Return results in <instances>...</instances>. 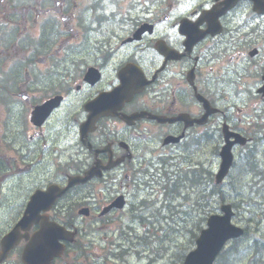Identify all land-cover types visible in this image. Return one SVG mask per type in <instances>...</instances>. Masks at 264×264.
Segmentation results:
<instances>
[{
  "label": "flooded vegetation",
  "instance_id": "obj_1",
  "mask_svg": "<svg viewBox=\"0 0 264 264\" xmlns=\"http://www.w3.org/2000/svg\"><path fill=\"white\" fill-rule=\"evenodd\" d=\"M122 1L0 0V136L13 118L21 120L20 134L17 123L12 133L5 132L7 143L20 136L24 143L35 141L38 160L50 161L56 131L43 130L66 126L70 118L79 129L89 116L85 106L122 78L144 81L143 89L118 108L117 117H97L85 140L94 161L121 159L118 168L152 156L145 140L140 148L138 140L149 131L180 138L177 145L185 152L196 139L208 144L233 132L238 103L254 99L264 109V0H176L185 7L179 17L173 4L164 14L128 16ZM158 1L141 0L146 8ZM56 98L60 100L45 120L33 124L34 107ZM136 114L145 118L126 126L123 117ZM151 116L167 122L158 124ZM8 157L0 151V253L2 238L14 228L26 202L11 217L7 191L11 184L23 188L24 182L16 179L21 171L14 172L15 159ZM197 161L185 169L166 163L173 167L168 177L188 169L201 172ZM40 181L41 176L30 179L37 184L33 190L48 186ZM148 190L152 188L146 186ZM142 203L144 199L134 213ZM25 245L21 239L0 264H23Z\"/></svg>",
  "mask_w": 264,
  "mask_h": 264
},
{
  "label": "rangeland",
  "instance_id": "obj_2",
  "mask_svg": "<svg viewBox=\"0 0 264 264\" xmlns=\"http://www.w3.org/2000/svg\"><path fill=\"white\" fill-rule=\"evenodd\" d=\"M123 10H125L124 7ZM154 11L157 10L153 9ZM252 103H256V101L251 99L248 103H244L242 106L238 105V107L245 112L248 110L247 114L250 112L255 116L257 113L259 117H263L262 107H258L259 111H254ZM237 116L234 122H237ZM250 119L253 118H245L242 121L243 123H249ZM11 122L12 124L17 123V128L20 129L21 120L13 118ZM258 122L264 123V119L260 118ZM253 124L256 123L254 122ZM246 126L249 127V125ZM262 129L263 132H251L256 137L250 146L253 149V152L250 153L253 154V160H249L250 157L248 154V156L244 157V165L240 167L241 160H238L231 173L232 178L230 177L225 182L228 185L224 187L226 192H216V190L210 187L207 189L209 200L203 201V204L210 209L205 210V213L203 212V208L195 206L198 193L192 192L189 195H177L175 198H171L174 204L169 207L161 201L162 196L160 194H152L151 190L145 192L146 186L150 189V185L141 184L138 187L137 185L130 184V187L125 190L129 204L123 212L110 215L102 220H96L95 218H87L85 220L83 218L77 219L79 225L82 226V230H86L84 233L81 230V236L79 238V243L82 245L86 256L81 254L80 250L78 251L75 246L68 252L70 255L65 259L66 262L70 264L69 259L72 256L74 264H182L183 256L194 248L193 237L195 234H198L197 228L202 224L203 217L208 213L217 212L221 204V199H224L223 202H232L236 206L237 210H235L232 221L235 225L242 226L248 231L245 238H242L236 243L227 244L225 247V250H228V258H225L226 264H248L253 251L250 246L253 245L255 248L258 246L254 244L255 242L260 245L262 248L260 250H262L264 255V175L261 176L259 174L264 169V128ZM66 139H69V136ZM17 140L24 141L22 136L18 137ZM152 143L154 146H159L158 139H154ZM205 148L202 146L195 157L188 156L187 158L191 157L193 161L198 160L197 162L201 163L200 168H208L214 172L217 167V158L213 157L211 152ZM58 149L61 150L62 157H64V160L61 161L67 164L65 159L72 151L68 145L64 144L60 145ZM75 151L76 148H74L73 154L76 153ZM238 152L240 153V150ZM237 155L239 157V154ZM50 160L52 162V158ZM191 160L183 163L180 157L176 160L174 168L185 169L192 164ZM78 162L81 163V160ZM156 163L157 161L150 169L157 167ZM82 167V165L75 162L73 170H78ZM238 167L242 172V174L238 173L241 176L239 192L241 194L244 193V199L236 197L235 186H233L239 178L236 180L233 178L237 174ZM60 169L65 170L64 166H59ZM45 171L51 173V178L61 179L60 175L63 174L62 171H56L51 165L50 168L41 167L39 174L36 176H41L44 180L46 178ZM149 173H152V170ZM159 174L161 175L162 173ZM155 176L158 177V175ZM138 178L143 181L140 183L150 180L148 175L145 178L142 176ZM152 181L154 183L152 186L153 190L156 191L158 189L156 185L161 180L159 178L158 181L154 179ZM205 182L209 185L211 184L209 180H205ZM18 189L16 185H11V192L7 191V194L10 196V201H12L10 204L11 208L20 209L22 200H24L26 193H28V189L25 191L24 187ZM92 189L88 188V191L90 192ZM20 191H25V195ZM116 191H118L117 185L113 187L110 193L102 192L98 194H102L104 199L111 197ZM211 192H214V194L210 195ZM78 196H81V193H78ZM71 197L77 203L83 198L81 197L79 199L75 195ZM157 197L158 201L156 202ZM16 199L19 200L20 207H17V202L16 204L13 202ZM142 199L145 200V203H142L143 207L138 205L135 207V210H137L135 216H141L142 219H135L132 214L134 212V206L139 204V201ZM212 200L213 203L208 205ZM184 208H186V213L181 211ZM255 238L258 242L255 241ZM91 255L95 256V258L92 259ZM262 257L264 258V256Z\"/></svg>",
  "mask_w": 264,
  "mask_h": 264
},
{
  "label": "water",
  "instance_id": "obj_3",
  "mask_svg": "<svg viewBox=\"0 0 264 264\" xmlns=\"http://www.w3.org/2000/svg\"><path fill=\"white\" fill-rule=\"evenodd\" d=\"M235 137L236 142H239L237 140V136ZM230 147L231 143H228L222 150V163L220 172L216 177L217 182H219L226 174L231 164L232 156L229 152ZM74 182H84V179ZM75 183L72 182L69 186ZM41 195L42 196L38 195L31 198V202L28 205L29 209L35 208L39 202L44 201V194ZM57 196H60V194L57 193ZM221 211L224 213V216H211L207 220V228L201 231L200 236L196 240L195 250L187 255L184 264H212L216 255L221 251L226 241L236 239L243 234V230L241 228L230 223V218L232 216L230 207L224 206L221 208ZM65 237L66 234H64V230L56 225L41 226L40 231L32 239L34 244L30 245V248L33 251H43L41 255L42 260L39 264H43L44 261L48 262V259L50 260L52 257L59 254L61 247L58 245L57 240L65 239ZM33 254L34 252L31 255V259H26L27 263L31 262ZM36 255L38 258L37 253Z\"/></svg>",
  "mask_w": 264,
  "mask_h": 264
},
{
  "label": "trees",
  "instance_id": "obj_4",
  "mask_svg": "<svg viewBox=\"0 0 264 264\" xmlns=\"http://www.w3.org/2000/svg\"><path fill=\"white\" fill-rule=\"evenodd\" d=\"M197 172H198L197 170L188 169L186 172L182 173L181 176L175 175L173 177L174 180H168L167 183L164 186H162L165 193L170 195V198H169L170 203L172 202L171 198H175L177 195H180L183 192L186 193L187 195L194 192V193H198V196H196L195 206L201 207L203 208V211H205V207H202L203 201L209 200L207 189L209 187L213 189V187L207 184L204 180V179H207L206 177L208 176L207 173L205 176L203 172H198V173ZM238 173L242 174V172L239 169H238ZM238 173L235 175L234 180H236L238 177L239 178L236 180L237 183L233 184V186H235L236 197L244 199L245 198L244 193L241 194L239 192V188L241 185V181H240L241 176H239ZM263 187H264V182H263ZM246 234H247V231H246ZM251 247L253 251H252L248 264H264V258L261 255L263 254V252L262 250H260L262 248L258 246L254 248L253 245ZM225 258H228V255L226 253H222L220 257L218 258L216 264H225L226 263Z\"/></svg>",
  "mask_w": 264,
  "mask_h": 264
},
{
  "label": "bare ground",
  "instance_id": "obj_5",
  "mask_svg": "<svg viewBox=\"0 0 264 264\" xmlns=\"http://www.w3.org/2000/svg\"><path fill=\"white\" fill-rule=\"evenodd\" d=\"M249 157H253V154H250L249 155ZM168 168V169H167ZM192 170V169H191ZM194 170V169H193ZM195 170H197L198 172L200 171L199 169H195ZM157 171H161L162 173H163V175L164 174H167V177L173 172V167L171 166V164H159L158 165V168H157ZM197 172V173H198ZM201 172H203L204 174H205V176H206V171L204 170V169H202L201 168ZM237 173H238V171H237ZM208 174V173H207ZM174 177V176H173ZM173 177H171V178H169L168 177V180H174V178ZM206 177H208V176H206ZM235 177V176H234ZM233 177V178H234ZM206 188V187H205ZM211 190V189H210ZM212 191V190H211ZM217 192V191H216ZM159 194H160V196H162V199H161V201L162 202H164L165 203V205L166 206H169V207H171V206H173V204H174V202H169V197H170V195L169 194H167V193H165V191L163 190V188L161 187L160 188V190H159ZM182 194H184V195H186V193H181L180 195H178V196H181ZM213 195L214 194V192H211L210 193V195ZM159 197V196H158ZM158 197H157V199H156V202L158 201ZM223 200L224 199H222L220 202H223ZM155 202V203H156ZM211 203H209L208 205H210ZM248 206L250 207V204L248 203ZM202 207H205V210H208V209H210L209 207H207V206H205L204 204L202 205ZM183 213H186V208H184V209H182L181 210ZM204 213H205V211H203ZM136 218L137 219H142V217L141 216H136ZM264 235V234H263ZM256 237V236H255ZM254 240V239H253ZM255 241H257V239L255 240ZM258 242V241H257ZM256 246L258 245V247H260V245L258 244V243H254ZM262 245V244H261ZM255 248V247H254ZM262 256H264L263 254H261ZM226 264V263H225Z\"/></svg>",
  "mask_w": 264,
  "mask_h": 264
}]
</instances>
